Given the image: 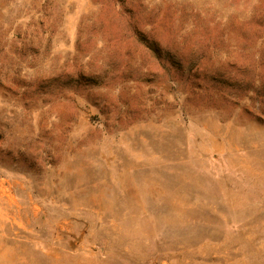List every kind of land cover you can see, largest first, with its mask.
I'll return each instance as SVG.
<instances>
[{"label": "rangeland", "instance_id": "1", "mask_svg": "<svg viewBox=\"0 0 264 264\" xmlns=\"http://www.w3.org/2000/svg\"><path fill=\"white\" fill-rule=\"evenodd\" d=\"M0 264H264V0H0Z\"/></svg>", "mask_w": 264, "mask_h": 264}]
</instances>
